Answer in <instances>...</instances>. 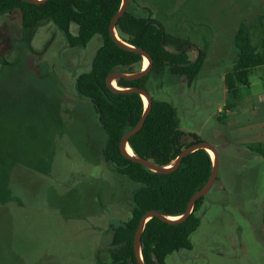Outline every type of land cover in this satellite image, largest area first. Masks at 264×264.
Listing matches in <instances>:
<instances>
[{
    "label": "rangeland",
    "instance_id": "obj_1",
    "mask_svg": "<svg viewBox=\"0 0 264 264\" xmlns=\"http://www.w3.org/2000/svg\"><path fill=\"white\" fill-rule=\"evenodd\" d=\"M129 8L189 38L192 59L215 28L264 23V0H130ZM101 43L97 36L71 47L52 19L26 29L20 11L0 14V200L7 202L0 204V264L111 262L113 229L130 219L139 185L105 161L107 135L93 104L76 94V79L90 71ZM203 75L190 87L167 71L148 88L177 108L187 134L209 121L208 142L220 89L201 94ZM218 153L219 179L197 213L192 248L169 255L167 264H264V184L224 192L223 184L237 186Z\"/></svg>",
    "mask_w": 264,
    "mask_h": 264
},
{
    "label": "trees",
    "instance_id": "obj_2",
    "mask_svg": "<svg viewBox=\"0 0 264 264\" xmlns=\"http://www.w3.org/2000/svg\"><path fill=\"white\" fill-rule=\"evenodd\" d=\"M122 3L123 0H47L36 5L27 0H0V14L20 11L22 26L26 29L52 19L68 38L71 47H86L97 36L102 41L90 71L76 79V94L93 104L107 135L102 150L105 161L139 187L132 194L130 219L113 229L111 262L98 260L97 264H138L134 236L144 214L156 210L170 217L182 216L192 196L205 186L213 170V159L205 149L187 155L179 169L167 175L153 172L122 154V138L137 126L147 108L142 95L114 92L106 82L111 72L133 74L143 69L144 57L121 48L110 33L112 19L120 11ZM74 26L79 28L76 37L72 35ZM116 31L120 39L147 51L153 60L152 69L143 78L117 80L120 88H143L151 94L148 88L151 77L167 71L184 77L191 86L206 64L209 44H205L192 61L189 57V49L193 46L191 40L168 32L152 15L139 17L128 7ZM235 44L238 58L225 80L228 95L234 100L241 95L242 87L248 85L251 72L264 65V52L255 50L244 27L236 34ZM169 47L175 51L168 50ZM151 96L152 109L145 125L129 143L137 156L153 160L160 166H170L191 143L184 139L187 133L182 130L177 108ZM190 135L196 142L203 141L196 133ZM5 199L2 198L0 204H4ZM204 199L197 201L192 214L183 223L169 224L157 217L147 222L141 244L145 264H167L169 255L192 248L191 236L200 227L197 213Z\"/></svg>",
    "mask_w": 264,
    "mask_h": 264
},
{
    "label": "crops",
    "instance_id": "obj_3",
    "mask_svg": "<svg viewBox=\"0 0 264 264\" xmlns=\"http://www.w3.org/2000/svg\"><path fill=\"white\" fill-rule=\"evenodd\" d=\"M240 27L215 28L205 67L197 77L199 79L204 74L199 84L204 96H212L216 88L220 89L219 96L215 99L218 104V122L214 123L211 139L207 141L222 152L232 168L233 184L237 188L229 189L230 184H223L221 189L224 192L243 190L249 184L259 181L264 184V65L251 72L248 85L242 87L241 95L235 100L229 97L225 83L227 73L238 58L235 37ZM244 29L255 50L258 53L264 52V23L259 21L257 24L244 26ZM212 76L219 77V83L213 82ZM226 106H229L228 109H225ZM208 122L201 129H193L192 132L202 139L203 128ZM220 162L219 157V167ZM218 179L219 173L217 181ZM12 194L13 192L10 195Z\"/></svg>",
    "mask_w": 264,
    "mask_h": 264
},
{
    "label": "water",
    "instance_id": "obj_4",
    "mask_svg": "<svg viewBox=\"0 0 264 264\" xmlns=\"http://www.w3.org/2000/svg\"><path fill=\"white\" fill-rule=\"evenodd\" d=\"M27 1L30 4L39 5V4L45 3L47 0H27ZM129 4H130V0H123L120 11L112 19V22L110 25V33H111L112 37L114 38V40L116 41V43L121 48L133 51V52L138 53V54H141L144 58L148 59L149 65L146 69L143 68L140 72L133 73V74L124 73L122 71L111 72L107 76L106 82H107L109 89L114 91V92L138 93V94L142 95V97L143 98L145 97L147 100V108H146L144 115L142 116L139 123L137 124V126L135 128H133L132 130H130L122 138V140L120 142V149H121L122 154L127 159H130L133 162L138 163V164L144 166L145 168H147L153 172L164 174V175L171 174V173L175 172L176 170H178L182 164L183 159L187 155H189L190 153H192L196 150L205 149L206 151H208V149H210L213 151V153L215 155V158L214 159L212 158L213 159V170H212V173H211V176H210L208 182L205 184V186L202 189H200L197 193H195L192 196V198L190 199V201L188 203V206H187L185 213L182 216H180L179 219H175L177 217L166 216V215H164V214H162L156 210H150L146 214H144V216L140 220V223L138 225L137 231H136L135 236H134V251H135L137 263L138 264H145L144 259H143V255H142L141 244H142V236H143L147 222L151 218H154V217L160 218L169 224H180V223L185 222L190 217V215L192 214L194 206L197 203V201L200 200L201 198L205 197L212 190V188L215 185V182L217 181L218 173H219V153H218L217 148L213 144L206 142V141L196 142L195 139L190 134H186L184 136V139H187L191 143V145L189 147L183 149V151L178 156L176 161H174L170 166H160L157 163H155L153 160L141 158V157L137 156L134 153V151H133V154H130L125 149L126 144L130 145V143H129L130 139L134 135L139 133L142 130V128L144 127L145 122H146L147 117H148V114L150 113V111L152 109V103H153V98H152L151 94L146 89H143V88H120L118 86L113 85V81H117L119 79H126L129 81H134V80H138V79L143 78L144 76H146L150 72V70L152 69V64H153V60L147 51H145L141 48H136V47L124 42L122 39H120V37H117L115 35V32H117L116 26H117L119 20L126 13L128 7H129ZM208 153H209V151H208Z\"/></svg>",
    "mask_w": 264,
    "mask_h": 264
},
{
    "label": "bare ground",
    "instance_id": "obj_5",
    "mask_svg": "<svg viewBox=\"0 0 264 264\" xmlns=\"http://www.w3.org/2000/svg\"><path fill=\"white\" fill-rule=\"evenodd\" d=\"M115 35H116L117 37H119L117 32H115ZM148 65H149V61H148V59L145 58V61H144V69H146V68L148 67ZM115 84H116V81H113V85H115ZM144 100H145V102H146V104H147V100H146L145 97H144ZM125 149H126L130 154H133V149L131 148V146H130L129 144H126V145H125ZM208 151H209V153L211 154V157L214 159V158H215V155H214L213 151L210 150V149H208ZM179 218H180V217H177V218H175V219H179Z\"/></svg>",
    "mask_w": 264,
    "mask_h": 264
}]
</instances>
